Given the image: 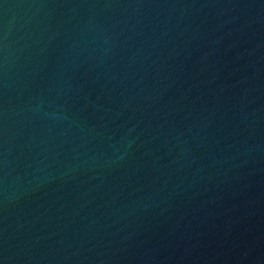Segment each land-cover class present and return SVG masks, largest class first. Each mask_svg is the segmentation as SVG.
I'll list each match as a JSON object with an SVG mask.
<instances>
[{
	"label": "water",
	"instance_id": "water-1",
	"mask_svg": "<svg viewBox=\"0 0 264 264\" xmlns=\"http://www.w3.org/2000/svg\"><path fill=\"white\" fill-rule=\"evenodd\" d=\"M0 264H264V0H0Z\"/></svg>",
	"mask_w": 264,
	"mask_h": 264
}]
</instances>
